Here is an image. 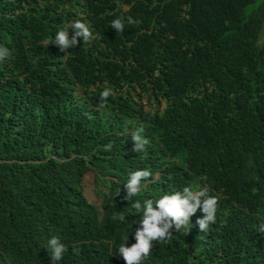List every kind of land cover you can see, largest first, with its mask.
Masks as SVG:
<instances>
[{"label": "trees", "instance_id": "1", "mask_svg": "<svg viewBox=\"0 0 264 264\" xmlns=\"http://www.w3.org/2000/svg\"><path fill=\"white\" fill-rule=\"evenodd\" d=\"M77 20L93 38L61 52ZM263 36L264 0H0V264H53L54 236L56 264H125L132 204L185 187L217 198L215 222L198 210L141 264H264Z\"/></svg>", "mask_w": 264, "mask_h": 264}, {"label": "clouds", "instance_id": "2", "mask_svg": "<svg viewBox=\"0 0 264 264\" xmlns=\"http://www.w3.org/2000/svg\"><path fill=\"white\" fill-rule=\"evenodd\" d=\"M128 23H134L132 18H128ZM112 29L117 33H122L124 30V22L122 19H115L111 23ZM73 35L69 38V32L60 30L52 43L59 47L61 52L67 53L68 49L76 47L82 40L84 42L93 38V34L89 27L77 20L71 25ZM9 54L6 47H0V60ZM101 100H106L112 95L111 89L106 88L101 94ZM144 129L141 126L131 133L132 141L134 143L133 151L143 152L148 140L142 135ZM109 144L106 150H111ZM152 175L147 170H138L133 172L127 183L124 185L126 195L124 197L127 201H132L142 187V180H146ZM207 188L200 190H193L190 187H185L181 192H175L172 195H165L154 202L147 200L143 206L139 201L132 204V207L137 212H143L140 220V227L135 232L136 243L129 247L126 244H121L119 247V257H121L125 264H141V261L149 257L150 251L153 247L154 241L164 240L171 236L172 231L180 232L193 227L191 218L198 210L202 212V217L196 220L200 232H206L211 223L215 222L217 211V198L207 195ZM119 220L126 219L123 212L118 215ZM127 239V237H125ZM51 248V260L53 264L63 258V254L67 251L66 246L61 243L59 237H52L48 242Z\"/></svg>", "mask_w": 264, "mask_h": 264}, {"label": "rangeland", "instance_id": "3", "mask_svg": "<svg viewBox=\"0 0 264 264\" xmlns=\"http://www.w3.org/2000/svg\"><path fill=\"white\" fill-rule=\"evenodd\" d=\"M263 39H264V36H263ZM143 103H145V101L143 100Z\"/></svg>", "mask_w": 264, "mask_h": 264}]
</instances>
